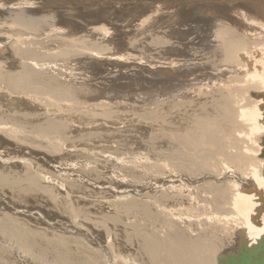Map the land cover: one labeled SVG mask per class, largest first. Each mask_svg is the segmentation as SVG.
Returning a JSON list of instances; mask_svg holds the SVG:
<instances>
[{"label":"bare ground","instance_id":"bare-ground-1","mask_svg":"<svg viewBox=\"0 0 264 264\" xmlns=\"http://www.w3.org/2000/svg\"><path fill=\"white\" fill-rule=\"evenodd\" d=\"M56 1L0 0V264H220L258 247L264 0H127L124 17L117 11L125 0H97L93 18L76 2L67 16ZM103 62L112 67L94 87L90 75L100 66L88 69ZM135 71L151 97L113 102L103 82ZM129 129L137 138L122 140ZM86 140L116 144L118 152L130 141L137 150L127 161L117 157L128 175L107 177L115 187L87 184L85 176L103 175L90 163L96 143L76 144ZM39 151L91 160L73 171L67 162L43 171ZM74 187L89 196L114 191L96 203ZM28 199L42 201L75 236L36 227L28 218L43 208L30 204L38 215L29 212Z\"/></svg>","mask_w":264,"mask_h":264},{"label":"rangeland","instance_id":"rangeland-1","mask_svg":"<svg viewBox=\"0 0 264 264\" xmlns=\"http://www.w3.org/2000/svg\"><path fill=\"white\" fill-rule=\"evenodd\" d=\"M97 0H94V2H93V0H59V2L58 1H56V2H53L54 3V5H53V7L55 8V6H57L56 8L57 9H61V11H62V13H66L67 14V16H69V8H70V6L72 5V4H75V2L77 3V8L79 7L80 9H82L84 12H88L89 10L91 11V13H88L89 14V18H93V17H96L97 15H96V13H95V11L97 10V9H99L100 8V6L98 7L97 5V7H95V2H96ZM72 3V4H71ZM123 3V2H122ZM126 4H129L128 2H127V0H125V3H123V5H125V9H123L122 7L121 8H119V10L117 11V15L119 16V17H124L125 15H126V13H127V9L126 8H128V7H126L127 5ZM103 5H101V8H103L104 9V7H102ZM84 7V8H83ZM134 8H137L136 6H134ZM86 9V10H85ZM92 9V10H91ZM104 12L105 13H107V11H105L104 10ZM130 13V12H129ZM149 14V13H145V15L143 14L142 16H140V15H138V17L140 18V19H142L144 16L146 17L147 15ZM100 15H102V13H100ZM128 15V14H127ZM114 17V16H113ZM138 17H137V19H138ZM129 18V17H128ZM122 20V19H121ZM84 20H81V21H79V23H80V25H84V24H86L85 22H83ZM115 21H116V19H115ZM119 24H121L122 22L121 21H117ZM117 23V24H118ZM82 26H80V28H81ZM81 30V31H80ZM77 33H79L80 35L81 34H85V32L83 31V29H80ZM189 40L191 39V38H188ZM123 45H122V43H120V42H118V52H125L126 50H124V48L122 47ZM121 48H122V50H121ZM104 67H103V66ZM102 65H94V66H92L91 68H89L88 70H90V72H92L93 73V71H92V68H93V70H94V68H97V67H99V71L97 70V69H95L94 70V73H96L97 74V76L93 73H91L92 75H90V72H89V75L91 76V78H93V80H92V82H93V84H94V87L96 86V84H95V82H99L98 80L96 81V80H94V78L95 79H97V78H99V76H101V73L102 72H100V71H106V70H108L109 71V69H111L110 67H112V66H108L107 64H104V62L102 63ZM96 66V67H95ZM102 66V67H101ZM102 68V69H101ZM101 69V70H100ZM96 70H97V72H96ZM113 71H115V70H113ZM100 72V73H99ZM137 72L139 73L140 71H135V73H133V72H129V74H128V78L127 79H121V81L120 80H118V81H120V82H118L117 80H113V81H115V82H111L112 81V79H111V81H104L103 83H104V86H105V83L106 84H108V86L109 87H111L112 86V93H113V95H110V99L112 100V99H114V100H112L113 102H116V101H128V102H130V103H134V102H136V103H143V101H144V99H149L150 97H151V92L149 91V87L148 86H146V85H143L142 84V82H140L139 81V79L141 78V76H139V74L137 75ZM133 73V74H132ZM99 74V75H98ZM135 74V75H134ZM93 76V77H92ZM131 76H132V78H131ZM97 77V78H96ZM135 77V78H134ZM129 79H132V80H129ZM134 79V80H133ZM100 81H102L101 79H100ZM133 81V82H132ZM123 82H125V83H123ZM110 83V84H109ZM122 83V84H121ZM123 87V88H117V87H121L120 85ZM136 84H137V86H136ZM117 85H119V86H117ZM107 86V87H108ZM126 88H125V87ZM130 86V87H129ZM142 86V87H141ZM117 88V89H115V88ZM145 87V88H144ZM114 88V89H113ZM143 88V89H142ZM147 88V89H146ZM121 89V90H120ZM122 89H124L123 91H122ZM145 90V91H144ZM118 92V93H117ZM111 93V94H112ZM114 93H116V94H114ZM116 95V96H115ZM112 96H115V97H113L112 98ZM123 96V97H122ZM118 97H120L121 99L119 100V98ZM125 97V98H124ZM106 98H108L107 96H106ZM107 99V100H109L110 101V99ZM123 98V99H122ZM116 99H118V100H116ZM111 101V102H112ZM122 109H124L123 107L122 108H120L119 110V112L123 115H125V114H127L126 116H125V118H127V119H129L130 118V113L128 112V111H130L129 109H127V108H125L124 110H123V112H122ZM126 111V112H125ZM123 115V116H124ZM122 119H123V117H122ZM126 119V120H127ZM124 120V119H123ZM120 127H121V125H119ZM129 126V125H128ZM130 128V127H129ZM123 129V128H122ZM121 129V130H122ZM122 131H125V129H123ZM131 131V129H129V131H128V134H126V132H125V134L123 133V135L121 134V136H120V138L121 137H123V138H121L122 140H125V136H128V135H130V136H133V138L134 139H136L137 138V135L135 134V133H131L130 132ZM78 133L79 132H77V134L76 135H78ZM82 134V133H81ZM147 134V133H146ZM135 135V136H134ZM130 139V138H129ZM94 140H96V139H93V141ZM80 143H82L81 141H79ZM87 142V140L86 141H83V145L82 144H80V143H76L77 145H80V146H82V147H89V148H93V146L95 145V147L94 148H96L95 149V151H96V153H98L97 155H94V159L96 160H91V158H90V156L89 155H87V156H83V155H80L79 157H76L75 155L76 154H70V155H65V153L63 154V155H56V157L54 156V157H49V155L47 154L46 155V153H42V151H39L38 153H40L39 154V157H43L44 158V160H43V158H41L40 160H42V170L44 171H48V170H50V166H52V164H56V166H58L59 164H62V165H64V164H66V162H67V164L66 165H69L68 166V168L69 167H73V165H75V162H78L76 165H78V166H80L81 164L82 165H84V166H86V165H88V164H92L93 165V163L94 162H97L96 164H98L99 163V165H101L100 166V168H99V170H100V172L102 173V175H103V178H101L100 180L99 179H97L96 177H94V176H89V181H88V175L87 176H85L86 178H85V180H87V184H89V185H91V186H93L94 185V183H96L99 187L102 185V184H104V187H110V185H113V187H115V184H111L110 183V181L108 180V178L109 177H111V179H117V177H121V176H123V175H128V173H126L125 172V170H120V168H119V166H118V163L119 162H121V161H119L118 162V158H121V157H124V160H126L127 161V158H126V156H127V154H128V156L130 155H132L131 157H130V159H132V157L134 158V157H136L137 156V150L135 149V147H133V145H131L132 144V142H127L126 143V141L125 142H123V144L122 145H124L123 147V151L121 150V151H117V148H116V144L114 145H112L111 143V145H108V144H104V143H102L104 146H107L108 148H107V152H106V154H105V152H103L102 150H104V151H106L105 149H104V147L102 146V144L99 142H93L92 143V141H91V144H87L86 143ZM85 143H86V146H84L85 145ZM89 143H90V141H89ZM94 143H96V144H94ZM130 143V144H129ZM7 143H1V145H2V148L5 150V151H8V152H11V153H13V154H19L20 155V153H21V156H25V157H30V156H27V155H29L30 153L29 152H27V153H29V154H24V153H22L21 151H17V149L14 147V146H12V145H9V144H7ZM94 144V145H93ZM98 144H101V146L100 145H98ZM127 144V145H126ZM87 145H90V146H92V147H90V146H87ZM132 146V147H131ZM99 147H101V148H99ZM113 147H115V148H113ZM125 147L128 149H125ZM103 148V149H102ZM130 148V149H129ZM133 148V149H132ZM108 149H111L112 150V152H111V150H108ZM114 149H115V152H118L119 153V156H118V153H114L113 151H114ZM125 150V151H124ZM134 150V151H133ZM136 150V151H135ZM143 150V152H144V149H142ZM14 151V152H13ZM19 152V153H18ZM110 152V153H109ZM122 152H123V154H122ZM100 153V154H99ZM112 153V154H111ZM125 153V154H124ZM133 153H134V156H133ZM145 153V152H144ZM42 154V155H41ZM103 154V155H102ZM121 154H122V156H121ZM18 155V156H19ZM100 155V156H99ZM101 155H102V157H101ZM106 155V156H105ZM140 155V154H139ZM58 156V157H57ZM60 156V157H59ZM78 156V155H77ZM104 156V157H103ZM111 156H113V157H111ZM127 156V157H128ZM118 157V158H117ZM57 158H58V160H57ZM72 159V160H71ZM80 161H78V160ZM113 159H115V160H113ZM123 159V158H122ZM129 158H128V160H130ZM47 160V161H46ZM73 160H75V161H73ZM90 160H91V162H90ZM112 160V161H111ZM46 161V162H45ZM53 161V162H52ZM60 161L62 162V163H60ZM84 161H86V162H84ZM90 163H89V162ZM94 161V162H93ZM112 162V164L114 165H117L116 167L118 168L117 170L116 169H114V168H116L115 167V165L113 166V165H111V162ZM43 162H45V165H44V163ZM48 162V163H47ZM65 162V163H64ZM93 162V163H92ZM105 162H106V164H105ZM109 164H108V163ZM114 162V163H113ZM116 162H118L117 164H116ZM49 163H50V166H49ZM70 163H73L72 164V166L70 165ZM101 163V164H100ZM48 164V165H47ZM95 164V165H96ZM65 165V167H67ZM99 165H98V167H99ZM104 165V166H103ZM43 166L46 168H44L43 169ZM47 166L49 167V168H47ZM108 166V167H107ZM105 167V168H104ZM52 168V167H51ZM67 168V169H68ZM111 168V169H110ZM115 170H113V169ZM63 169H65V168H63ZM72 168H69V170H67V171H73V170H71ZM112 170V171H110V170ZM108 170V171H107ZM54 172H56L55 170H53ZM117 172V173H116ZM119 173V174H118ZM57 174V173H56ZM59 174H61V173H59ZM114 174H116L117 176H113ZM120 175V176H119ZM62 176V175H61ZM104 176H106V178L104 177ZM55 177V176H54ZM108 177V178H107ZM113 177V178H112ZM57 178V177H56ZM98 181V182H97ZM101 181V182H100ZM116 181V180H115ZM106 183V184H105ZM109 183H110V185H109ZM95 186V185H94ZM74 190L75 191H77V190H79V191H81V192H79V191H77L78 192V195L80 194V193H83L85 196H87L89 199L88 200H91V201H93L94 200V202H100V201H104V200H106V199H110L111 198V196H112V194H113V191H114V189H111V188H109V192L108 191H102V190H98V189H93V192H92V194H91V196H89L90 195V193H89V189H86V188H79V189H77V187H74ZM112 191V192H111ZM88 193V194H87ZM108 194V195H107ZM110 195V196H109ZM28 197V196H27ZM31 197V195L28 197V198H30ZM31 199V198H30ZM30 199H28V203H29V205L31 204V205H35L36 203H39V209L41 210L42 208H43V210H41L42 212L44 211V215H46V216H44L43 214H42V212L40 211L39 213V215L37 214L38 213V211L36 210H34L35 212H36V214L38 215V216H30L28 219H32V220H34V222L33 223H35L36 224V227H40L38 224L39 223H41L40 225H41V227H44V226H48V227H52L51 229H53V230H55V232H58V233H61L62 232V234L63 235H67V232L71 235H74L73 234V232L72 233H70L69 231H71V228L69 227V226H66V224H61V222H60V220L59 219H61V218H59V217H57V218H51V217H49L48 216V214L49 213H51V211L48 209V207H45V204L42 202V201H40L39 200V202H33V201H31ZM34 203V204H33ZM28 204H26L25 203V207L27 208V210L30 212V209L33 207V206H29ZM42 205V206H41ZM38 206V205H37ZM33 208H38V207H33ZM32 208V209H33ZM31 209V212H33V213H35L33 210ZM45 209V210H44ZM46 211V212H45ZM42 215V216H41ZM44 217V218H43ZM47 217V218H46ZM46 218V219H45ZM38 219V220H37ZM37 220V221H36ZM42 220V221H41ZM51 220V221H50ZM43 222V223H42ZM54 223L56 224V226L54 225ZM59 223V224H58ZM35 224H32L31 222L29 223H27V225H29V228H35ZM33 225V226H32ZM50 225H52V226H50ZM54 225V226H53ZM32 226V227H31ZM61 228V229H59V228ZM59 229V230H58ZM65 233H64V232ZM75 236V235H74Z\"/></svg>","mask_w":264,"mask_h":264},{"label":"water","instance_id":"water-1","mask_svg":"<svg viewBox=\"0 0 264 264\" xmlns=\"http://www.w3.org/2000/svg\"><path fill=\"white\" fill-rule=\"evenodd\" d=\"M261 250H264V237L258 247L251 251L242 248L237 256L222 260L220 264H264V254L259 257Z\"/></svg>","mask_w":264,"mask_h":264}]
</instances>
